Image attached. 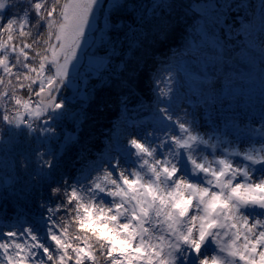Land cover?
<instances>
[{"label": "snow or ice", "instance_id": "6c2138e0", "mask_svg": "<svg viewBox=\"0 0 264 264\" xmlns=\"http://www.w3.org/2000/svg\"><path fill=\"white\" fill-rule=\"evenodd\" d=\"M128 5L129 0H0V145L21 134L56 135L51 122L65 109L59 94L70 81V56L76 58L86 27L99 33L93 58L101 68L81 81V99L87 104L97 90L111 87V77L103 74L119 56L115 35L125 22L117 15ZM260 5L264 9V0ZM125 68L117 61L118 72ZM156 85L150 102L131 103L138 87L119 97L113 139L92 162L99 169L95 174L82 170L52 184L51 170L65 149L36 152L35 171L12 194L40 191L41 211L24 217L0 206V229H9L0 230V264H264V147L235 153L222 148L227 129L221 133L207 111L200 116L184 108L171 84ZM256 122L259 127L249 132L264 140V107ZM140 128L145 131L134 134ZM78 139L75 133L70 142ZM121 148L124 158H134L127 164ZM28 166L22 156L19 168ZM41 181L51 185L50 199ZM9 215L19 219L6 225Z\"/></svg>", "mask_w": 264, "mask_h": 264}, {"label": "trees", "instance_id": "16d2710c", "mask_svg": "<svg viewBox=\"0 0 264 264\" xmlns=\"http://www.w3.org/2000/svg\"><path fill=\"white\" fill-rule=\"evenodd\" d=\"M263 10L260 0H168L167 4H161L160 0H134V3L129 0L128 7L117 15V20L125 22L123 32L115 35L119 56L113 58L110 70L103 74L111 77V87L97 90L95 98L86 104L81 99V81L88 72L98 71L101 65L98 63L95 70L89 71L87 64H82L77 89L66 85L60 91L59 99L63 100L65 109L59 119L51 122L57 130L55 136L37 133L28 138L21 134L10 144L0 145V206H6L9 213L15 208L24 217L41 211L37 207L40 191L31 195L12 194L20 193L35 171L37 151L51 147V154H55L61 148L65 149L51 170L52 184L61 181L65 175L75 178L82 170H88L90 175L97 168L92 163L98 160L97 154L105 152L106 142L113 139L119 97L138 87L140 95L132 96L131 103L150 102L155 95L156 82L162 88L156 81L162 70L171 69L175 82L181 77L187 83L191 80L183 78L179 68L185 73L196 71L200 75L198 78L204 80L222 78L228 69L235 74L246 70L256 74L261 70L259 62H264V51L254 43L257 31L264 27L259 23ZM95 50L96 47L93 53ZM117 61L125 62L123 73L117 71ZM125 80L127 87L122 83ZM95 83L97 81L93 80L92 84ZM174 87L176 92L180 89L179 85ZM20 95L28 98L24 90ZM143 115L145 113L139 114ZM75 133L79 139L70 142ZM22 156L28 160L26 171L19 168ZM8 178L10 183H7ZM41 184L43 196L50 199L51 185L43 181ZM17 219L19 217L9 215L4 218V223L8 225Z\"/></svg>", "mask_w": 264, "mask_h": 264}, {"label": "rangeland", "instance_id": "374dc122", "mask_svg": "<svg viewBox=\"0 0 264 264\" xmlns=\"http://www.w3.org/2000/svg\"><path fill=\"white\" fill-rule=\"evenodd\" d=\"M101 4H103V0H101ZM97 17L100 23H102V16L97 13ZM259 23L264 25V10L259 18ZM90 24L92 27L98 26L96 21L91 18ZM98 43L99 33L94 34L91 28L86 27L81 47L76 50V58L72 59L69 54L68 79L70 81L66 82V85L70 86L73 90L78 87L82 64L86 63L89 71L96 69L99 62L94 60L93 51ZM254 43L264 51V27L262 31H257ZM246 54H248V51H246ZM61 63H63V60H61ZM260 63L262 65L260 66L261 70L256 74L247 70L243 73L235 74L232 70L228 69L224 77L205 78L206 80L209 79L207 81L198 78L197 75L199 74L196 71L185 73L179 68L180 73L183 75L182 77L191 80L188 83L183 81L181 77L180 80L175 82L172 70L164 69L159 72L156 81L162 84V88L168 84H171L173 87L174 85H179L180 89L175 95H177L176 99L180 100L184 108L189 111H195L200 116H203L204 112L207 111L215 121V127L221 133L227 129V140H225L223 135L220 137L222 148L226 147L232 153L247 151L250 148L259 150L261 147H264V140L251 134L249 128L259 127L256 118L259 116L262 107H264V62L260 61ZM193 80L194 83L192 82ZM195 81L202 82L203 84ZM189 101L192 103L191 105H189ZM143 131H145L144 128L133 130L134 134L138 132L142 133ZM173 131H175L174 128ZM119 144L123 146L126 144V140L121 139ZM121 151L122 163L127 164L129 160L134 159L130 153L124 158L123 148H121ZM217 151L219 152V149ZM212 158L209 155V159ZM237 159L239 158L237 157ZM98 170V168L93 169L89 176L95 174ZM113 171L115 172V169ZM10 182L11 180L8 178L7 183ZM0 230L7 231L9 229L8 227H4Z\"/></svg>", "mask_w": 264, "mask_h": 264}]
</instances>
